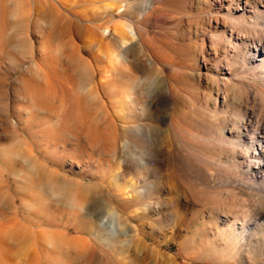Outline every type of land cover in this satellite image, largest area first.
I'll return each instance as SVG.
<instances>
[{"label":"rangeland","instance_id":"1","mask_svg":"<svg viewBox=\"0 0 264 264\" xmlns=\"http://www.w3.org/2000/svg\"><path fill=\"white\" fill-rule=\"evenodd\" d=\"M264 0H0V264H264Z\"/></svg>","mask_w":264,"mask_h":264},{"label":"bare ground","instance_id":"2","mask_svg":"<svg viewBox=\"0 0 264 264\" xmlns=\"http://www.w3.org/2000/svg\"><path fill=\"white\" fill-rule=\"evenodd\" d=\"M264 49V48H263Z\"/></svg>","mask_w":264,"mask_h":264}]
</instances>
